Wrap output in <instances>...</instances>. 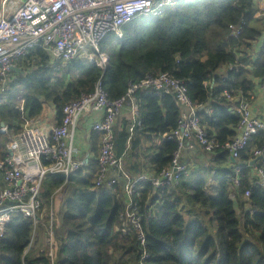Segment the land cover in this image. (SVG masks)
Returning a JSON list of instances; mask_svg holds the SVG:
<instances>
[{"label":"trees","instance_id":"obj_1","mask_svg":"<svg viewBox=\"0 0 264 264\" xmlns=\"http://www.w3.org/2000/svg\"><path fill=\"white\" fill-rule=\"evenodd\" d=\"M256 15L254 0H189L161 18H137L123 29L121 41L109 36L101 44L100 53L109 58L105 71L83 58L52 62L36 48L17 63L24 75L13 73L0 93V129L1 124L7 128V134L0 133V161L6 159L11 137L22 132L24 120H37L44 104L55 108L59 123L63 108L81 95H91L100 79L110 100L116 101L127 96L131 85L165 73L186 84L209 137L220 144L231 141L239 117L231 112L224 92L249 99L255 81L264 78V46L255 49L261 39L264 43V19ZM230 27L242 29L237 39ZM224 68L226 73L218 76ZM134 99L141 127L129 143L133 118L118 121L116 155L126 159L135 176L146 165L154 169L149 174L158 176L170 167L177 151V143L167 138L176 129L180 109L169 95L138 92ZM143 138L150 140V149H142ZM100 141L101 135L93 132L92 157L80 171L68 178L47 176L42 183L40 201L47 213L52 198L63 189L59 226L53 229L58 244L54 264H264V183L253 178L254 170L264 171L263 161L253 157L264 144L261 133L241 154L243 169L236 189L227 153L212 162L203 159L212 184L208 178L194 179L188 168V176L172 187L145 186L134 198L144 246L135 234L119 231L130 209L123 186L95 187ZM40 246L34 223L12 215L0 242V264H51Z\"/></svg>","mask_w":264,"mask_h":264},{"label":"built area","instance_id":"obj_2","mask_svg":"<svg viewBox=\"0 0 264 264\" xmlns=\"http://www.w3.org/2000/svg\"><path fill=\"white\" fill-rule=\"evenodd\" d=\"M187 1L1 0L0 93L13 80L12 68L17 67V63L27 58L36 48L45 51L52 62L67 64L83 58L105 71L109 58L100 53V46L109 36L121 41L123 29L135 19L161 18L175 4ZM254 1L256 3L259 0ZM230 30L234 39L242 32L241 28L230 27ZM261 91L264 95V78L261 80ZM138 92L175 97L180 116L176 129L167 140L175 141L178 147L170 167L160 175L142 173L130 178L125 167L126 159L116 155L114 132L119 117L128 111L133 118L129 126V143L134 139L136 130L141 127L139 108L134 99ZM223 95L230 103L231 112L239 117L236 136L224 144L210 138L202 126L198 116L200 109L189 98L186 84L166 73L148 76L141 83L131 85L127 96L116 101L109 99L103 80L100 79L91 95H81L77 101L66 105L62 110L61 121L49 130L38 126L36 120L25 119L22 132L12 136L8 142L6 159L0 161V242L12 215H21L34 223L35 230L41 225L47 226L49 249L46 257L54 264L58 244L53 226H59L57 203L59 206L58 200L63 198V189L58 190L52 198L47 213L40 201L41 186L47 176L61 175L68 178L87 164L90 155L78 159L74 149L75 132L86 118L94 119L91 131L101 135L97 157L99 173L95 187L115 190L126 181L123 193L130 209L121 218L119 231L124 236L135 234L142 246L146 239L134 198L147 185L156 190L165 189L188 176V166L184 163L186 154L192 155L199 150L204 158L212 162L220 153H227L231 169L236 174L233 185L235 189L238 188V176L243 168L239 163L241 154L254 135L261 133L264 138V118L256 119L252 116L249 99L241 95L232 96L228 92ZM0 133L7 134V128L1 127ZM253 157L262 160L264 164V144L254 151ZM231 159L235 162L232 163ZM257 172L258 183L263 184L264 171L258 169ZM215 174L216 171L213 172ZM208 182L212 184L213 181L208 178ZM245 197L248 198L249 193ZM42 212H45L46 220L41 224ZM30 248L31 245L28 251ZM147 257L144 255V259Z\"/></svg>","mask_w":264,"mask_h":264},{"label":"crops","instance_id":"obj_3","mask_svg":"<svg viewBox=\"0 0 264 264\" xmlns=\"http://www.w3.org/2000/svg\"><path fill=\"white\" fill-rule=\"evenodd\" d=\"M260 2L257 1L256 2V8L258 7V4ZM264 18V17H263ZM264 46L263 43V39H261L255 46V49H258L259 51H261V47ZM226 73V69H221L218 72V76H223ZM256 87L253 91V93L250 94V105H251V112H252V116L256 119H262L264 118V95L261 91V81H255ZM210 85L213 86L214 82H210ZM234 105V104H232ZM204 111L207 113L209 111V107H205ZM94 121V119H84L81 124L79 129L75 132V140H74V149L76 152V158L81 159L83 156H87L90 155V141H91V137H92V131H91V124ZM36 124L40 127H42L45 130H49L52 127H54L57 124V119H56V111L55 108L51 105V104H44L43 105V111L42 114L39 116V118L35 121ZM138 137V136H137ZM155 140V139H154ZM151 144H150V140L148 139H144L143 138V142H142V149H150ZM199 151V150H198ZM194 155H199V159L196 160L192 155L188 156L186 154V156L184 157V163L187 164L188 168H191L192 173L194 174V179H200V178H208L207 176V170L204 169L203 166V159L204 156L198 153V152ZM92 155L89 156V158L91 159ZM193 162V163H192ZM255 164V162H254ZM253 164V165H254ZM221 170H226L227 167H223L220 168ZM127 170V169H126ZM149 170H153L154 169L152 167H150L149 165L143 166L142 167V171L140 174L142 173H152ZM220 171V170H219ZM129 172L128 174L132 172L131 171H127ZM253 178L257 179L258 178V172L257 170L253 171ZM124 184H122L123 186ZM60 202V200H58ZM60 204V203H59Z\"/></svg>","mask_w":264,"mask_h":264},{"label":"rangeland","instance_id":"obj_4","mask_svg":"<svg viewBox=\"0 0 264 264\" xmlns=\"http://www.w3.org/2000/svg\"><path fill=\"white\" fill-rule=\"evenodd\" d=\"M1 1V0H0ZM259 4H258V7H257V11H258V16L256 15V17H257V19H264L263 17H264V0H259ZM124 116H126V117H132L131 116V114L130 113H128V111H124V113L119 117V119H118V121L122 118V117H124ZM118 121H117V123H118ZM117 123H116V125H117ZM116 127V126H115ZM198 154H200L201 155V153H198ZM188 156H191V155H188ZM193 156V155H192ZM196 160H198L199 159V155H194L193 156ZM193 163V162H192ZM125 167H126V169H127V171L129 170L128 169V166H127V162H126V164H125ZM190 171H191V168H190ZM129 173V172H128ZM129 175V177L131 178V177H136L133 173H132V175H131V173L130 174H128ZM126 183V181H124L122 184H125ZM62 195H63V192H62ZM61 202H62V200H60V204H61ZM60 204H59V206H58V203H57V207H58V211H59V207H60ZM46 220V215H45V212H42L41 213V216H40V223L42 224V221H45ZM46 227L47 226H44V225H41V226H39L35 231H36V238H39L40 240H41V246H40V250H41V252H44V254H46L47 253V251H48V249H49V247H48V242H47V239H48V234H47V229H46ZM54 227H55V224H54V226H53V229H54ZM35 229V228H34Z\"/></svg>","mask_w":264,"mask_h":264},{"label":"water","instance_id":"obj_5","mask_svg":"<svg viewBox=\"0 0 264 264\" xmlns=\"http://www.w3.org/2000/svg\"><path fill=\"white\" fill-rule=\"evenodd\" d=\"M22 1L25 2V0H22ZM12 72L15 74L24 75V72L18 67H13ZM4 126H5L4 124H1V127H4ZM231 161H232V163L235 162L233 159H231ZM252 164H254V163H252Z\"/></svg>","mask_w":264,"mask_h":264},{"label":"bare ground","instance_id":"obj_6","mask_svg":"<svg viewBox=\"0 0 264 264\" xmlns=\"http://www.w3.org/2000/svg\"><path fill=\"white\" fill-rule=\"evenodd\" d=\"M175 3H177V0H176V2ZM175 6H176V4H175ZM264 54V53H263ZM89 63H91V62H89ZM91 64H93V65H95V63H91ZM106 68H107V66H106ZM105 88V87H104ZM106 91V90H105ZM107 93V92H106ZM109 97V96H108ZM110 99V98H109ZM52 129V128H51ZM243 169V168H242ZM242 169L240 170V172L242 171ZM239 172V173H240Z\"/></svg>","mask_w":264,"mask_h":264}]
</instances>
